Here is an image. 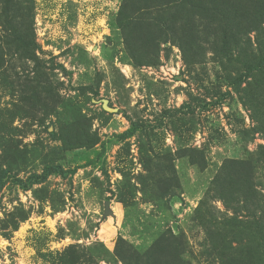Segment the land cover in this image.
I'll return each mask as SVG.
<instances>
[{
    "label": "rangeland",
    "instance_id": "rangeland-1",
    "mask_svg": "<svg viewBox=\"0 0 264 264\" xmlns=\"http://www.w3.org/2000/svg\"><path fill=\"white\" fill-rule=\"evenodd\" d=\"M211 2L150 44L143 3L125 30L123 0H34L13 30L0 11V264H264V73L233 85L264 58V0Z\"/></svg>",
    "mask_w": 264,
    "mask_h": 264
},
{
    "label": "trees",
    "instance_id": "trees-1",
    "mask_svg": "<svg viewBox=\"0 0 264 264\" xmlns=\"http://www.w3.org/2000/svg\"><path fill=\"white\" fill-rule=\"evenodd\" d=\"M156 1H159V0H123L122 9L119 13V23H118L119 27L118 28L125 30L126 28L131 26L130 18L128 14H126L127 7L132 9L134 6H136V4L143 3L144 6L146 7L158 8V15L156 17L151 19L149 22L141 21V25L138 24V27L142 26L141 29L144 31L148 39L147 41L148 44H150V42H153L155 40L156 32L161 33L164 36H167L170 32H173L176 28L175 25L178 23L175 17V13L186 14L187 8L190 5L191 0H181V2L179 0H169L167 6H170L171 4H176L177 7L181 8L178 11H174V14L171 15L172 21L171 19L166 17L167 13L165 10L159 9V6ZM192 1L194 3L192 6H195L199 9H203L200 6L203 0H192ZM210 4L212 6H215L216 5L215 0H212ZM260 4H262V2H260ZM263 6L264 4L260 6L259 8H256V10L258 11L262 9ZM0 7H1L0 11L2 10L1 15L3 16L4 23L10 25L11 29L13 30L14 29L13 24H12L13 20H16L17 18H21V17L22 18L32 17L33 11H34V0H0ZM215 8L216 7H214V9ZM203 13H205V10H203ZM123 18H124V21L122 22ZM14 32H16V30ZM231 38L232 40H234L236 44L238 43L240 44V41L237 38V35L234 34L232 35ZM19 40L22 41L21 39ZM228 40H231V39L226 34H224L223 44H225ZM28 42H29L28 43L29 46L35 45V42L32 40V38ZM140 46L144 47L141 45V43H140ZM236 61L239 64V66H241L242 71L240 75L235 79V81H233L234 86L240 87L241 85L246 83L249 79H251L256 74L264 73V58H260L257 62H252L248 60V58L246 59L244 57L243 58L238 57ZM52 136L55 137L53 133H52ZM245 162L246 161H242V160L232 162L233 164H236L238 166L236 173H238L239 170H241V168H244V166H246L244 171L246 170L248 164H246ZM2 163L3 162H0V164ZM0 167L2 166L0 165ZM55 172H59L63 175L66 174V171H64L60 166L51 165V166H46L41 174L36 173V174L31 175L30 178L26 180V182L27 184H29L28 186L38 185L40 183H43L50 175L54 174ZM10 174H11V167L9 165L6 168H0V189L8 182V179L12 178ZM224 174L227 176V179H218L216 181L217 188L224 189V185H225L228 191V196L233 197V199H236V197L240 194H242V197H245L244 193L246 191L254 190L253 185L250 184L252 183L251 171L248 172L244 176L243 174L238 173L236 177L234 174L228 171L224 172ZM156 184L158 186L160 184L163 185V181L159 179L158 181H156ZM247 184H250V185L248 186ZM233 189L235 190L233 191ZM240 189L242 193H238ZM160 241H166V240L161 239Z\"/></svg>",
    "mask_w": 264,
    "mask_h": 264
},
{
    "label": "water",
    "instance_id": "water-1",
    "mask_svg": "<svg viewBox=\"0 0 264 264\" xmlns=\"http://www.w3.org/2000/svg\"><path fill=\"white\" fill-rule=\"evenodd\" d=\"M107 101H105L104 102V109L105 110H107L108 112H111V113H115V112H117V109H111V108H109L108 107V105H107ZM105 208H106V210H105V214L106 215H113V213H112V211H111V209H110V202H107L106 204H105Z\"/></svg>",
    "mask_w": 264,
    "mask_h": 264
}]
</instances>
